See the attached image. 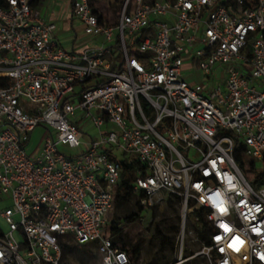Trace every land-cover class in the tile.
Here are the masks:
<instances>
[{"label": "built area", "instance_id": "2783aa9c", "mask_svg": "<svg viewBox=\"0 0 264 264\" xmlns=\"http://www.w3.org/2000/svg\"><path fill=\"white\" fill-rule=\"evenodd\" d=\"M36 1L0 7V264H72L67 237L101 264H132L105 235L127 161L115 152L140 164L145 209L178 197L183 227L204 211L198 255L264 264V0H120L107 22L74 0L85 34L103 39L80 52ZM194 69L205 83L185 78Z\"/></svg>", "mask_w": 264, "mask_h": 264}, {"label": "rangeland", "instance_id": "374dc122", "mask_svg": "<svg viewBox=\"0 0 264 264\" xmlns=\"http://www.w3.org/2000/svg\"><path fill=\"white\" fill-rule=\"evenodd\" d=\"M184 70L188 72V69ZM214 74H216L215 82H220L221 78L217 75L218 71L215 70ZM185 78L189 81L199 83H205L207 81L205 76L196 69ZM80 126L84 132L89 130L90 135L97 139L100 138V132L90 128L88 122ZM44 135V129L38 128L36 130L32 136L31 143L27 146L29 153H33L37 149ZM61 149L66 155L73 154L67 147H62ZM77 152H80V150ZM115 154L119 160L126 159L127 162H130L129 157H124L120 152H115ZM258 167H261V164H258ZM247 177L250 183L256 187L258 184L256 177L249 175ZM138 203L139 196L136 194L124 202H118L116 197L114 206L107 215V224L105 227V235L113 236L115 243L129 254L132 264H210L206 258L198 255L203 246L200 238L196 235L193 221L189 219L186 226L183 227L180 205L176 203H165L151 209H145V214L142 219L134 223H127L124 220L125 216H127V211L138 213L140 208ZM120 217L123 219H118ZM113 222L118 223V227L120 228L119 233L112 231L114 227ZM176 226H179L177 233L174 230ZM158 232L170 239L175 238V251L163 245ZM66 240H69V238ZM140 241L143 242L139 248V254L135 258L133 256L134 249ZM74 245L72 244V246ZM94 252V246H81L74 248L72 251L65 252V258L72 264H101L100 257Z\"/></svg>", "mask_w": 264, "mask_h": 264}, {"label": "crops", "instance_id": "0c3cea01", "mask_svg": "<svg viewBox=\"0 0 264 264\" xmlns=\"http://www.w3.org/2000/svg\"><path fill=\"white\" fill-rule=\"evenodd\" d=\"M74 0H37L34 3L45 23H55V38L67 50L80 52L103 43L102 38L88 36L73 15ZM96 13L107 22L120 11V0H94ZM112 16V17H111ZM84 148H86L84 146ZM83 148V149H84Z\"/></svg>", "mask_w": 264, "mask_h": 264}, {"label": "trees", "instance_id": "16d2710c", "mask_svg": "<svg viewBox=\"0 0 264 264\" xmlns=\"http://www.w3.org/2000/svg\"><path fill=\"white\" fill-rule=\"evenodd\" d=\"M0 7L7 8L8 7L7 6V0H0ZM9 83H10L9 80L0 79V86H8ZM238 161L240 164L242 163V159L240 157H238ZM122 167H123V173H122V177H121V180H120V183L118 186L117 195H116L118 202H124L127 199H131L134 196L133 183L135 181V172L137 169L140 168V164L136 161L132 162V163H128L127 161H124V162H122ZM167 203H171V204L176 203V204L180 205V199L178 197L170 196V197H168ZM138 204L140 206L138 213H131V211H127V216H125V218H124V220L127 223H134V222L143 218V216L145 214V208L142 206L140 199H139ZM193 216H199V218H200L199 221L193 222L194 228L196 230V235H197V237L200 238V242H201L202 246L207 245L209 243L211 227L209 226V223L205 218L204 211L203 210H196L194 212ZM118 219H123V218L120 217ZM112 224L114 225V227L112 228V231L114 233H119L120 228L118 227V223L113 222ZM174 230H175V233H177L179 231V226L174 227ZM158 234L161 236L163 245L166 248H169L170 250L175 251V249H176L175 238L170 239L169 237L162 235L160 232H158ZM68 238H69V240H66ZM111 238L115 242L112 235H111ZM142 242L143 241H140L134 249L133 256L135 258L139 254V248L142 245ZM60 244H61L62 249H63L64 260H67L65 258V256H66L65 252L72 251L74 248L81 247L80 245H76V244L74 246H72V244H74V243L72 242V238H70V237L61 239Z\"/></svg>", "mask_w": 264, "mask_h": 264}]
</instances>
